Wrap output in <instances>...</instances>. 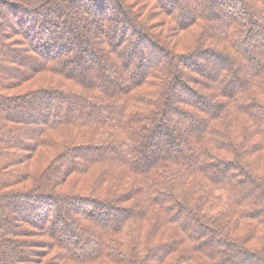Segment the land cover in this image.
<instances>
[{"label":"trees","instance_id":"obj_1","mask_svg":"<svg viewBox=\"0 0 264 264\" xmlns=\"http://www.w3.org/2000/svg\"><path fill=\"white\" fill-rule=\"evenodd\" d=\"M5 232L16 264H264V0H0L13 264Z\"/></svg>","mask_w":264,"mask_h":264},{"label":"rangeland","instance_id":"obj_2","mask_svg":"<svg viewBox=\"0 0 264 264\" xmlns=\"http://www.w3.org/2000/svg\"><path fill=\"white\" fill-rule=\"evenodd\" d=\"M15 115L23 117V114L21 112L16 111V110H15ZM173 127H174V130H175L174 132H176V129H175L174 125H173ZM15 206H16V208H18L17 205H15ZM91 208L87 207L88 210L91 209ZM9 222H8V224H9ZM4 238L7 239V240H5V242H8V244L6 243L5 245L2 246V251L5 252V253L10 254V260L13 261V264H16V261H15L16 260V256L15 255H17V253L14 254L15 250L13 249L12 241H11L12 240L11 239L12 236L9 234V232H5L4 233ZM14 247H15V249H19L20 248L19 244H14ZM234 261H240V258L238 256H235L234 257Z\"/></svg>","mask_w":264,"mask_h":264}]
</instances>
